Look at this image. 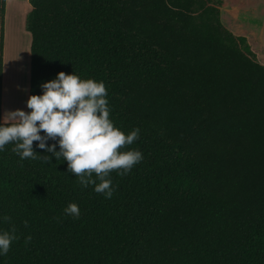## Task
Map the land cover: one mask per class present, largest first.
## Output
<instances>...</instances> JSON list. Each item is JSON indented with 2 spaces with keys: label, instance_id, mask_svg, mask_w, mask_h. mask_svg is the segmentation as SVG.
<instances>
[{
  "label": "trees",
  "instance_id": "trees-1",
  "mask_svg": "<svg viewBox=\"0 0 264 264\" xmlns=\"http://www.w3.org/2000/svg\"><path fill=\"white\" fill-rule=\"evenodd\" d=\"M30 4V95L60 71L103 80L114 125L140 129L121 150L143 159L110 172L105 198L38 142L36 159L6 144L0 230L17 239L0 264H264V65L223 25L224 1Z\"/></svg>",
  "mask_w": 264,
  "mask_h": 264
},
{
  "label": "clouds",
  "instance_id": "clouds-1",
  "mask_svg": "<svg viewBox=\"0 0 264 264\" xmlns=\"http://www.w3.org/2000/svg\"><path fill=\"white\" fill-rule=\"evenodd\" d=\"M40 87L41 94H31L27 99L28 111L16 109L9 112L10 120L0 119V151L6 144L15 142L13 151L21 159H36L33 147L36 141V147L52 154L47 155L49 161L52 156L56 160L62 157L82 186L93 184L94 191L111 198L114 188L110 172L119 170V175H125L143 159L139 149L121 150L138 139L140 129L134 128L126 134L114 125L103 80L60 71ZM50 140L55 142L49 144ZM64 212L79 217L80 208L71 202ZM15 239L14 229L0 230V256L8 253Z\"/></svg>",
  "mask_w": 264,
  "mask_h": 264
},
{
  "label": "crops",
  "instance_id": "crops-1",
  "mask_svg": "<svg viewBox=\"0 0 264 264\" xmlns=\"http://www.w3.org/2000/svg\"><path fill=\"white\" fill-rule=\"evenodd\" d=\"M223 25L235 35L247 38L257 60L264 65V0H222ZM30 0H6L3 51L2 119H11L9 112L27 111L30 96L31 35L27 19Z\"/></svg>",
  "mask_w": 264,
  "mask_h": 264
}]
</instances>
